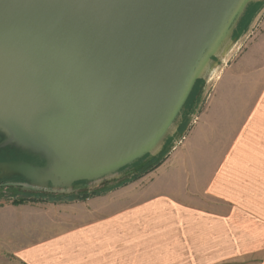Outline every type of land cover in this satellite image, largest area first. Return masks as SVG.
<instances>
[{
	"label": "water",
	"instance_id": "95a60500",
	"mask_svg": "<svg viewBox=\"0 0 264 264\" xmlns=\"http://www.w3.org/2000/svg\"><path fill=\"white\" fill-rule=\"evenodd\" d=\"M255 1L0 0V151L30 159L0 178L65 189L152 154Z\"/></svg>",
	"mask_w": 264,
	"mask_h": 264
},
{
	"label": "crops",
	"instance_id": "0c3cea01",
	"mask_svg": "<svg viewBox=\"0 0 264 264\" xmlns=\"http://www.w3.org/2000/svg\"><path fill=\"white\" fill-rule=\"evenodd\" d=\"M213 114L212 108L204 119L212 122ZM190 161L178 151L105 195L51 206L46 236L26 240L13 232L19 238L12 247L15 261L264 264V85L230 152L198 177L204 182L200 189L192 185L198 180L192 170L181 171Z\"/></svg>",
	"mask_w": 264,
	"mask_h": 264
},
{
	"label": "rangeland",
	"instance_id": "374dc122",
	"mask_svg": "<svg viewBox=\"0 0 264 264\" xmlns=\"http://www.w3.org/2000/svg\"><path fill=\"white\" fill-rule=\"evenodd\" d=\"M262 7L264 8V0H257L247 6L231 35L232 40L217 58H213L214 61L208 67V71L212 69L211 76L196 81L160 148L145 155L141 158L143 160L140 159L141 161L138 160L103 180L65 189L50 186L36 188L26 185L22 179L0 178V264H18L12 247L19 238L13 232H20L26 240L43 238L48 234L54 216L51 206L78 201L70 197L82 192L109 189L160 160L158 168L178 151L183 153V158L191 159L186 169H181L182 173L192 170L198 179L192 185L200 189L204 182L198 177L210 169L213 171L221 158L230 152L233 137L241 127L251 104L263 90L264 14H259ZM212 108L214 114L211 122L204 119V116ZM196 128L200 129L193 135ZM178 156L181 157L180 154ZM119 175L120 178L116 179ZM37 197L44 200L27 201ZM19 198L25 199L24 202L13 203Z\"/></svg>",
	"mask_w": 264,
	"mask_h": 264
},
{
	"label": "trees",
	"instance_id": "16d2710c",
	"mask_svg": "<svg viewBox=\"0 0 264 264\" xmlns=\"http://www.w3.org/2000/svg\"><path fill=\"white\" fill-rule=\"evenodd\" d=\"M194 87V86H193ZM192 92V91H191ZM191 94V93H190ZM190 96V95H189ZM189 98V97H188ZM188 100V99H187ZM187 102V101H186ZM186 104V103H185ZM1 151H3V150H1ZM5 152V151H4ZM8 152H10V154L12 155L13 154V157H12V159H15L16 157H21V159H26V160H30L29 158H27V157H25V156H22V155H16L13 151H11V150H7L5 153H2V152H0V154H1V156L3 157L4 155L6 156V153H8ZM4 156V157H5ZM141 160H143V159H141ZM140 160V161H141ZM139 161V162H140ZM138 162V163H139ZM161 162H160V160L159 161H154V163H152V164H149L148 166H146L142 171H141V173H135V174H132V176L129 178V179H126V180H123V181H120V182H118V183H116L114 186H112V187H110L109 189H107V188H105V190H102V191H96V190H92V191H90L89 193H84V192H82V193H80V194H77L75 197H70V198H72L73 200H79V201H83V200H85V199H87V198H90V197H95V196H100L101 194H104V193H106L107 191H110V190H114V189H116V188H119V187H122V186H125V185H127L130 181H132V180H135V179H137V178H139L140 176H142V174H144V173H148V172H150V171H152V170H154V168H156L159 164H160ZM14 179H17V180H21L22 178H20V177H13ZM23 180V179H22ZM23 200H25V199H17V200H15L13 203H15V204H20V203H23L24 201ZM38 201V200H44V199H42V198H39V197H37L36 199H28L27 201Z\"/></svg>",
	"mask_w": 264,
	"mask_h": 264
},
{
	"label": "bare ground",
	"instance_id": "6f19581e",
	"mask_svg": "<svg viewBox=\"0 0 264 264\" xmlns=\"http://www.w3.org/2000/svg\"><path fill=\"white\" fill-rule=\"evenodd\" d=\"M228 37L226 38L225 37V39H224V45L225 46H227V43H228ZM212 71V69L211 70H209L208 71V69H206V67L204 66V65H202L201 67H200V69H199V71H198V73H197V75L198 76H200V77H202V78H208V77H210L211 76V72ZM157 144H158V142L157 141H153L151 144H150V146L148 147V149L149 150H151V149H154L156 146H157Z\"/></svg>",
	"mask_w": 264,
	"mask_h": 264
},
{
	"label": "flooded vegetation",
	"instance_id": "af4514ba",
	"mask_svg": "<svg viewBox=\"0 0 264 264\" xmlns=\"http://www.w3.org/2000/svg\"><path fill=\"white\" fill-rule=\"evenodd\" d=\"M0 152L5 153L4 151H0ZM4 156L0 158V162H2V161H9V160H16V158L15 159H12L13 154L11 155L10 152L6 153V156L5 157Z\"/></svg>",
	"mask_w": 264,
	"mask_h": 264
}]
</instances>
